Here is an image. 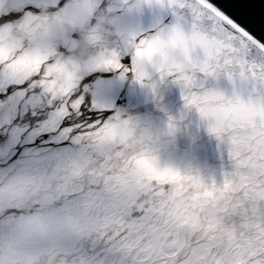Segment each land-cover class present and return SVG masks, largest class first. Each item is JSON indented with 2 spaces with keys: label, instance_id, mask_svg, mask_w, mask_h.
Segmentation results:
<instances>
[{
  "label": "bare ground",
  "instance_id": "1",
  "mask_svg": "<svg viewBox=\"0 0 264 264\" xmlns=\"http://www.w3.org/2000/svg\"><path fill=\"white\" fill-rule=\"evenodd\" d=\"M27 2L56 10L60 0ZM71 2L66 9H72L76 18L82 12L94 11L90 4L95 0ZM19 3L0 0V65L10 68L9 83L0 90V188L12 176L43 166V178L25 189L27 205L32 204L38 189L48 185L47 179L80 194L93 190L105 194L96 206L98 221L92 215L86 227L84 246L43 264H136L139 252L150 248L158 253L157 259L164 242L159 240L164 234L162 226L169 231L183 226L181 232L186 228V241L194 240L192 244L213 231L221 234L216 239L219 244L203 264H259L257 258L264 256L257 243L264 240V136L260 137L264 120L216 113L217 107L210 106V98L202 95L204 101H199L202 104L198 107L183 103L186 95L171 94V99H162L155 93H144L145 83L140 82L138 91L134 88L129 93L130 100L119 102L130 112L157 100L158 110L167 117L141 115L124 127L115 108H104L103 114L91 113L92 118L84 119L78 106L69 102L56 125L38 131V119L51 120L49 110L68 99L58 71V60L68 56L62 50L73 55L82 45L66 35L67 28L75 26L69 15L58 19L54 12V17L46 15L28 22L27 17L15 15ZM16 18L25 22L14 30ZM175 52L162 51L163 60L153 52L145 62L150 72L145 75L160 78L166 75L165 63H176L178 58L199 59L187 57L184 51ZM139 91L142 99L136 101L133 95ZM8 92H15L18 98L12 100ZM108 116L111 119L103 121ZM130 132L138 151L127 147L118 150L121 145L114 151L104 149ZM108 153L111 160L100 161ZM136 178L143 179L142 190L133 184ZM186 181L192 182L193 190L182 185ZM200 191L212 199L210 203L206 199L200 204ZM3 196L0 192V218L7 210ZM208 213L219 218L213 220ZM256 235L262 238L256 240ZM173 261L166 264H175Z\"/></svg>",
  "mask_w": 264,
  "mask_h": 264
},
{
  "label": "water",
  "instance_id": "2",
  "mask_svg": "<svg viewBox=\"0 0 264 264\" xmlns=\"http://www.w3.org/2000/svg\"><path fill=\"white\" fill-rule=\"evenodd\" d=\"M181 2L189 7L180 10ZM213 2L216 3L217 0ZM71 3V0H67L65 7L56 10L44 6H37L34 10L39 19L46 15L55 16L54 12L56 18L66 14L73 19L71 22L75 26H66V35L68 38L74 37L82 46H77L73 55L62 50L61 53L68 56L58 60V71L59 77L65 81L63 89L71 106H78L84 119L92 118L91 113L103 114L104 108H115V113L118 111L122 118L120 122L124 123L122 126L141 115H150L154 119L158 115L167 117V114L158 110L157 100L130 112L121 103L116 109L115 100H130L129 91L144 82V93H155L156 97L162 99H171L173 95L195 96L197 103H187L185 97L182 102L190 107H198L202 104L199 101H204L200 99L202 95L210 98L207 103L217 107L216 113H224L230 117L253 115L264 120V58L248 56L245 59L239 36L222 30L203 13L198 17L194 15L191 6L198 3V0H177L175 15H171L168 9H161L156 0H152L151 6L148 5V0H95L94 4H90L94 11L87 14L82 12L79 18L73 16L72 9H66ZM161 17L167 18L169 27L166 31H155ZM173 32L177 34L174 42L153 51L158 60H163L162 51L174 55L175 50L186 52L187 57L198 56L199 59L182 61L178 58L176 63H165L166 75L156 79L148 74L146 76L150 72L145 62L153 53L135 57L134 60L130 58V53L140 47V39L150 40L154 35H169ZM103 50L116 56L118 65L124 71L122 78L117 76L118 71L113 73L117 81L115 78L108 79L110 72L104 61L94 62L95 57ZM127 66H132L133 71L128 72ZM205 66L207 70L202 72L201 69ZM100 69L109 73L102 75ZM185 75L190 77L191 86H187V82L183 80ZM121 79L126 85L121 96L115 89L111 92L103 89L105 85L113 83L120 91L123 86ZM84 93L86 97H83ZM171 94L173 95L170 96ZM141 97L142 93L134 95L136 101H140ZM110 119L108 116L103 121L108 122ZM252 131L257 132L259 129ZM262 136L264 134H260Z\"/></svg>",
  "mask_w": 264,
  "mask_h": 264
},
{
  "label": "snow or ice",
  "instance_id": "3",
  "mask_svg": "<svg viewBox=\"0 0 264 264\" xmlns=\"http://www.w3.org/2000/svg\"><path fill=\"white\" fill-rule=\"evenodd\" d=\"M67 0H60L56 6L58 8L65 7ZM156 4L161 9H168L171 15H175L177 8V0H171V7L169 8V0H156ZM148 5H152V0H148ZM37 6L28 3L27 0H20L18 11L15 13L17 16H24L32 12ZM189 6L184 3H179L180 10H185ZM193 14L197 17L200 13L214 20L219 27L232 34L239 36L240 42L244 47L245 59L248 56H255L264 58V0H227L221 2L217 0H198V3L191 6ZM170 18V17H169ZM169 25L167 18L161 17L158 27L155 31H166ZM176 33L173 32L169 35H154L152 39L143 38L138 41L140 47L136 48L133 53H130V58L142 57L144 55H151L154 50L162 49L170 42L176 39ZM127 65V61H125ZM207 70V66L201 69L202 72ZM127 71L132 72L133 67L127 66ZM183 80L187 82V86H191L190 77L185 75ZM189 103H195L196 97H185Z\"/></svg>",
  "mask_w": 264,
  "mask_h": 264
},
{
  "label": "rangeland",
  "instance_id": "4",
  "mask_svg": "<svg viewBox=\"0 0 264 264\" xmlns=\"http://www.w3.org/2000/svg\"><path fill=\"white\" fill-rule=\"evenodd\" d=\"M151 148H153V147L151 146ZM258 205H262V202H259ZM236 215H237V213H236ZM249 215L246 218H248ZM251 218L249 217V219H248V222H250V223H252L254 221V220H250ZM259 222H260V220H259ZM250 223H249V225H250ZM261 224H263V222ZM219 236H221V234H219L218 232L210 233L209 237L199 241L197 244H194L192 246V249H191L190 253L187 255V257H185L184 259H182L178 263L175 261V263L176 264H203L202 262L206 258L209 257V255L211 254L213 249L219 244L218 241L216 240ZM253 238L256 240L257 239L259 240L262 238V236L256 235ZM177 247H178V245H176V241L173 240V244L172 245L170 244L169 248H167L166 251L164 252L165 253L164 258L158 260L156 262V264H165L168 261V258H166V256L169 258L174 257L177 254V250L179 248V247L178 248ZM261 248L264 249V245H262ZM153 253H154L153 251L146 252L141 258L143 260H145V259H147L148 256H152ZM257 260H259V264H264V256L263 255L259 256L257 258Z\"/></svg>",
  "mask_w": 264,
  "mask_h": 264
}]
</instances>
